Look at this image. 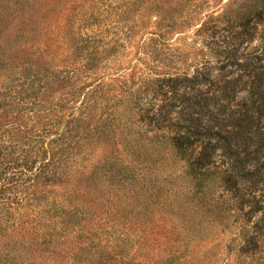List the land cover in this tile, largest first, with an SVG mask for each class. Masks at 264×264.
I'll return each mask as SVG.
<instances>
[{"label": "trees", "instance_id": "obj_1", "mask_svg": "<svg viewBox=\"0 0 264 264\" xmlns=\"http://www.w3.org/2000/svg\"><path fill=\"white\" fill-rule=\"evenodd\" d=\"M174 163L199 263L264 264V0H0V264H115Z\"/></svg>", "mask_w": 264, "mask_h": 264}, {"label": "rangeland", "instance_id": "obj_2", "mask_svg": "<svg viewBox=\"0 0 264 264\" xmlns=\"http://www.w3.org/2000/svg\"><path fill=\"white\" fill-rule=\"evenodd\" d=\"M178 167L175 163L157 170L139 167L136 169V184L118 193L116 211H111L107 219L116 227V247L113 248L116 260L111 262L200 264L199 260L210 248L214 235H201L200 229L188 228L181 223L179 216L169 213L178 199L169 195L167 179L178 173ZM140 172L143 173L142 179H138ZM103 230L99 232L102 235L105 233ZM211 258L214 259L213 256Z\"/></svg>", "mask_w": 264, "mask_h": 264}]
</instances>
